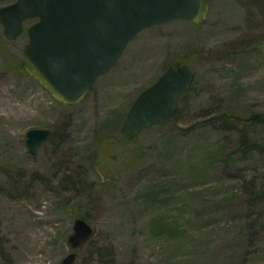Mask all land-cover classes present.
Listing matches in <instances>:
<instances>
[{
    "label": "rangeland",
    "instance_id": "374dc122",
    "mask_svg": "<svg viewBox=\"0 0 264 264\" xmlns=\"http://www.w3.org/2000/svg\"><path fill=\"white\" fill-rule=\"evenodd\" d=\"M207 1L202 23L141 31L74 104L23 66L37 20L15 40L0 22V264H264V0ZM182 64L171 122L127 138L136 98ZM33 128L51 131L36 154ZM78 216L94 233L73 249Z\"/></svg>",
    "mask_w": 264,
    "mask_h": 264
},
{
    "label": "water",
    "instance_id": "95a60500",
    "mask_svg": "<svg viewBox=\"0 0 264 264\" xmlns=\"http://www.w3.org/2000/svg\"><path fill=\"white\" fill-rule=\"evenodd\" d=\"M209 8L207 0H12L0 7V22L6 37L15 40L25 20L37 19L27 30L23 66L55 98L74 104L113 68L141 31L175 19L202 23ZM195 76L187 64L168 68L136 98L122 132L133 138L144 128L170 122ZM50 133L45 128L28 131L32 154ZM93 233L85 218L76 217L69 237L72 248L80 247ZM76 258L77 252H71L62 263L74 264Z\"/></svg>",
    "mask_w": 264,
    "mask_h": 264
},
{
    "label": "trees",
    "instance_id": "16d2710c",
    "mask_svg": "<svg viewBox=\"0 0 264 264\" xmlns=\"http://www.w3.org/2000/svg\"><path fill=\"white\" fill-rule=\"evenodd\" d=\"M176 66H178V65H175V66H173V67H176ZM175 114V113H174ZM174 116V115H173ZM225 117V119L227 120V121H229V120H234L233 118V115H224ZM221 116H215V119H213L214 121H216L218 118H220ZM173 118V117H172ZM249 119H251L252 121H254V122H257V121H261L262 120V117H261V115L260 114H258V113H255V114H253L252 116H250V118ZM212 120V121H213ZM243 121L245 120V119H242ZM225 122V121H224ZM139 154H140V152L137 150V155H136V157H138L139 156Z\"/></svg>",
    "mask_w": 264,
    "mask_h": 264
}]
</instances>
